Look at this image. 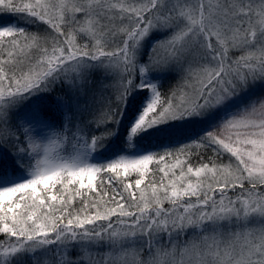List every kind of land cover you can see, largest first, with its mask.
<instances>
[{"label": "snow or ice", "instance_id": "6c2138e0", "mask_svg": "<svg viewBox=\"0 0 264 264\" xmlns=\"http://www.w3.org/2000/svg\"><path fill=\"white\" fill-rule=\"evenodd\" d=\"M0 14V264H264V0Z\"/></svg>", "mask_w": 264, "mask_h": 264}, {"label": "trees", "instance_id": "16d2710c", "mask_svg": "<svg viewBox=\"0 0 264 264\" xmlns=\"http://www.w3.org/2000/svg\"><path fill=\"white\" fill-rule=\"evenodd\" d=\"M78 19H82V17L79 18L78 16ZM16 20V17L13 16V15H10V14H0V25H3V24H9V23H12ZM21 26H25L23 24H21ZM27 27V30L29 32H37V31H40V32H43L44 31V25H40L39 27L37 26H26ZM34 54V53H33ZM171 76H168V77H165L164 78V81H167L168 79H170ZM57 92H59V89L57 90ZM57 93H53V95H56ZM27 112V113H31V111L27 108L25 109H22L18 114V119H21V117L24 115V113ZM149 142L148 141H145L144 144H148ZM118 142H112L111 145H110V148L107 152L104 153L105 156H108L110 154L111 151H114L117 149L118 147ZM209 156H212V152L211 150H208L206 153H204V161L203 162H208V157ZM100 158L98 157L97 160H94L93 162H97ZM224 162H227V156H225L223 158ZM0 162L2 163H5V165L8 167L10 165V158L3 155V152L2 150H0ZM193 163V165H197L199 163V161L193 157V160L191 161ZM167 163L170 165L172 163H175V160H168ZM154 165H151L150 168H153ZM177 171V174H178V169L176 170ZM159 175H162V174H159ZM136 177L133 175L132 179L134 180ZM148 179H151V177L149 176ZM146 183H147V179H146ZM144 185H142L143 187ZM109 191V193L111 194V189H107ZM165 207H168V204L165 203L164 205ZM5 237L3 235H0V240H4Z\"/></svg>", "mask_w": 264, "mask_h": 264}, {"label": "rangeland", "instance_id": "374dc122", "mask_svg": "<svg viewBox=\"0 0 264 264\" xmlns=\"http://www.w3.org/2000/svg\"><path fill=\"white\" fill-rule=\"evenodd\" d=\"M80 18V17H79ZM3 25H5V24H3ZM239 53H237V55H238ZM173 77L175 78V81L174 82H172V86L174 85V83L175 82H177V80H178V77H176V76H174L173 75ZM171 86V83H165V85H164V87H163V89L164 90H167L169 87ZM21 120L23 121V122H27L29 119L26 117V114H24L22 117H21ZM42 134H46V130H44V132L42 133ZM171 146H178V145H175V144H173V145H171ZM152 150H155V148H153ZM171 160V159H170ZM3 165V164H2ZM4 167H5V165H3ZM151 166V165H150Z\"/></svg>", "mask_w": 264, "mask_h": 264}]
</instances>
